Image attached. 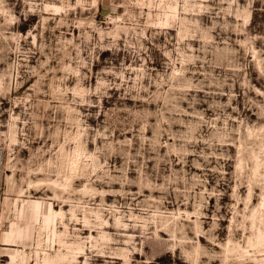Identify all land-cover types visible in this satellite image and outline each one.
Returning a JSON list of instances; mask_svg holds the SVG:
<instances>
[{"label":"rangeland","instance_id":"374dc122","mask_svg":"<svg viewBox=\"0 0 264 264\" xmlns=\"http://www.w3.org/2000/svg\"><path fill=\"white\" fill-rule=\"evenodd\" d=\"M0 264H264V0H0Z\"/></svg>","mask_w":264,"mask_h":264},{"label":"crops","instance_id":"0c3cea01","mask_svg":"<svg viewBox=\"0 0 264 264\" xmlns=\"http://www.w3.org/2000/svg\"><path fill=\"white\" fill-rule=\"evenodd\" d=\"M0 168H1V166H0ZM0 195H1V192H0ZM1 249V248H0Z\"/></svg>","mask_w":264,"mask_h":264}]
</instances>
